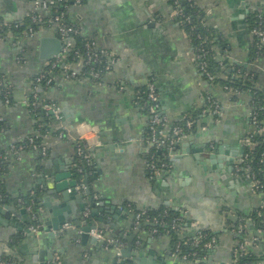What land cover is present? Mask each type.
I'll use <instances>...</instances> for the list:
<instances>
[{
	"label": "crops",
	"instance_id": "crops-1",
	"mask_svg": "<svg viewBox=\"0 0 264 264\" xmlns=\"http://www.w3.org/2000/svg\"><path fill=\"white\" fill-rule=\"evenodd\" d=\"M195 1L205 11L206 24L218 35L216 60L229 67L242 66L255 76L256 86L264 89V57L254 60L251 56L253 36L248 23L250 13L264 16V0ZM33 9V0H0V18L6 23L24 24ZM66 13L83 38L117 60L100 83L86 78L71 80L56 72L50 86H40L34 78L50 63L41 58L42 41L46 34L56 33L39 27L32 39L23 34L0 38V78L4 76L11 87L9 106L0 96V120L10 126L0 132V146L8 148L35 133L40 119L36 120L29 105L34 94L60 107L67 134L63 140L44 137L50 156L43 163L29 151L9 164L3 177L8 199L0 200V206L14 207L13 213L19 217L11 214L7 221L0 217L4 219L0 223V256L9 253L23 264H122L135 259H144L147 264H193L173 252L169 236H154L146 226L134 238L130 257L125 260L115 248H102L89 232L83 238L85 230L96 228L107 237L122 238L125 250V238L133 236L137 228L124 206L138 210L166 206L187 214L183 216L190 228L182 237L200 229L218 235L212 252L204 256V264H233V249L240 240L228 231V220L235 222L238 214L250 215L264 206V193L254 190L235 172L242 156L241 143L251 130L250 97L240 94L233 99L235 96L222 85L209 84L198 74L191 42L173 21L174 9L168 0H82ZM19 55L24 56L22 63L18 62ZM151 78L161 111L173 124L205 105L210 108L207 96L221 107L217 119L206 109V117L197 123L196 130L174 147L171 173L153 181L147 177L146 155L151 149L146 139L147 118L135 105L138 89ZM79 139L89 146L96 170L91 194L86 179L80 183L72 173ZM40 165L44 168L36 175ZM55 174H69L66 181L86 189L80 188L75 198L66 201L60 193L50 195L48 184ZM41 175L46 180L40 184ZM32 190H36L41 229L37 235L25 236L19 256L7 243L17 232L30 229L31 215L19 199ZM101 204L102 211L91 216L93 208ZM88 207L90 213L85 216ZM224 208L228 209L227 216ZM44 212L46 218L42 217ZM53 220H64L70 228L55 231L53 223L45 225ZM245 227L249 239L246 252L259 258L253 264H264V243L253 240L255 225L248 221Z\"/></svg>",
	"mask_w": 264,
	"mask_h": 264
},
{
	"label": "trees",
	"instance_id": "trees-1",
	"mask_svg": "<svg viewBox=\"0 0 264 264\" xmlns=\"http://www.w3.org/2000/svg\"><path fill=\"white\" fill-rule=\"evenodd\" d=\"M168 3L172 7V9L177 10L180 13L179 16L173 17V21L184 31V33L188 37L189 41L191 42L193 53L200 56L197 62H206L207 71L215 76V78L209 82L222 86L228 85L237 92L246 94L250 97L249 104L253 112L256 113L257 127L256 130L253 131V133H250L248 136H246V138L249 137L252 146L248 145L241 147V161L236 166L239 168V171L237 172V169H235V172L236 174L241 176L244 170L248 167L250 169L253 180H257L258 182L259 188L257 189V192L264 193V89L256 86L257 81L255 76L251 72L248 73L242 66L229 67L227 66L226 62L220 63L218 60H216V51L214 50V46L218 44V35L212 27L206 24L205 11L197 6L195 0H168ZM73 4L74 0H69V2L67 3H61L58 6V9L67 12V10L63 8V6L68 5L70 7ZM54 9L55 8L49 11L50 15L54 14ZM64 20L67 24L75 26L68 19L67 13ZM248 23L250 31L258 25L259 20L257 12L250 13L248 17ZM14 25L15 24L13 23L5 24L3 19L0 18V37L5 39L8 36H13L16 38L19 34H22L24 31L28 30L29 26L35 28L36 30L41 27L38 26V24L29 23V21L22 24L18 29H15ZM88 43L91 44L93 43V41L85 39L81 35L76 36L74 38L73 47L68 53L65 54V58L62 60V63L74 64L77 63L81 57H85L87 54L86 45ZM91 52L97 53L99 55L97 62L92 61L89 62L88 65H85L76 78H85L86 74L94 72L98 74V78H91V80L96 83H100L107 72V65L110 62L109 53L106 51L98 50L95 46H92ZM263 54L264 46L259 47L258 42L255 38H253L251 47L252 58L254 60L263 58ZM61 65L62 64H59L58 67L54 69V71L60 73L62 71ZM203 78L205 81L207 80L206 77ZM149 82L154 83V80L151 78L149 79ZM38 85L46 86L45 80H43ZM147 91V85L139 88L135 100V105L144 114L148 112L147 107L150 105V102L146 100ZM156 92L158 95V90H156ZM1 93L2 92H0V96L2 95ZM233 99H236V96ZM31 101L32 97H30L29 103ZM44 104H50V102L40 100L38 106H30V109L35 115L36 120H40L37 121L36 131L34 134L16 143L17 146H24L23 153L33 151L32 145L29 143L30 139H34V145L38 146H41V143L46 136L57 137L59 134H62V138L67 139L66 131L63 127L60 126L61 124L55 121L51 114L46 113L41 109L42 105ZM204 108L205 111H203ZM204 108L196 112L187 113L184 116L183 120L176 122L175 124L183 127L185 121L192 120L194 122V126L191 131L194 132L197 128V123L206 117V109L209 108V106L205 105ZM159 112L161 115L163 114L161 108H159ZM214 118L217 119L218 116H215ZM249 123H251V120H249ZM9 129L10 126L8 123H6L5 121H0V132ZM147 136L148 130H146V137ZM83 143L85 144L86 142L77 140L75 143L76 154L74 157L72 173L74 175V178L77 181H80V183H84V180L86 179L87 187L89 189L88 191L91 194V186L94 181V173L96 170L89 147L81 150V153L78 152V146H82ZM37 155L39 162L43 163V161L49 158L50 150H48L47 154L45 155H43L41 151ZM169 155L170 152L168 149L157 150L155 148H151L149 150L146 155V159L148 160L149 165H155L154 170L150 166L147 170V177L150 180H155L157 170L160 171L164 176H167L171 173L173 161ZM5 157H10V155L8 154V149L2 148L0 146V200L8 199L3 182V177L9 171V164L17 161L16 158H20V156L14 155V157H11L12 159L9 163L5 161ZM87 160L91 161L92 166L87 165ZM162 164H164L163 167H161ZM42 168H44L43 165L37 167L36 175L40 173ZM22 201L24 202L23 207L31 206L32 211H34L35 213L38 206V203L36 201L35 203H31V198H29V196H22ZM124 207L127 209V211L129 209H131L135 213L140 211L132 205H126ZM224 211L226 212L227 216L228 209L224 208ZM143 219L144 220L142 221V227L146 226V229L150 230L151 232L156 230L154 236H169L172 241L173 252L182 259L186 257V260L193 264H204V256L207 253L212 252L211 249L206 248V245L212 241H214L215 245L218 241V235L209 229H200L197 230L193 235L182 237L181 235H183V232L187 231V229L190 228V222L184 218L183 214H181L179 210H174L170 207L165 206L160 208L148 209L143 216ZM153 219H156L158 223L154 224L152 222ZM248 221H251L255 225L256 229L263 232L264 234V206L250 213V215L238 214L237 220L235 222H232V220H228L227 229L228 231L236 234L239 237L240 244L246 245V243L249 241L246 236L247 231L245 229V224ZM174 222H176V228H173ZM37 225L41 227L38 219L32 220L30 228ZM28 233L29 230H21L11 237V239L7 243V247L11 252H15L20 256L25 236H27ZM120 239L123 241L122 238ZM254 243H264V240L259 238L257 241H254ZM239 245L233 249V264H253L257 260H259L258 257L247 253L245 249L240 250ZM102 246V248L105 247L104 245ZM0 264H23V261L19 260L9 253H3L0 256ZM56 264H58V262H56Z\"/></svg>",
	"mask_w": 264,
	"mask_h": 264
},
{
	"label": "built area",
	"instance_id": "built-area-1",
	"mask_svg": "<svg viewBox=\"0 0 264 264\" xmlns=\"http://www.w3.org/2000/svg\"><path fill=\"white\" fill-rule=\"evenodd\" d=\"M81 1L82 0H74V4H80ZM67 2H69V0H33L34 9L29 14L27 21H29V23H31V24H38V26L51 29L52 31H54L56 33V35L60 38V40L63 43L61 53L58 56L54 57L50 61V63L47 66L48 68L46 67L45 70H42L34 78V83L36 85H38L43 80H45L46 86H50L53 83L54 75L56 73L54 71V69L57 68L59 64H62L61 65V69H62L61 73L66 78L71 79V80L77 79L76 77L78 76V74L84 68L85 65H88L89 62H92V61L97 62V60L99 58V55L97 53L91 52L92 46L93 47L95 46V44L93 42L91 44L88 43L86 45L87 54L85 57H81L77 63H74V64H63L62 63V60L65 58V54L68 53L74 45V38L76 36L81 35V31L78 27L69 25L64 20L66 12L58 9V6L61 3H67ZM53 8H55L53 11L54 14L50 15L49 11ZM63 8L65 10H67L69 8V6L64 5ZM179 15H180V13L177 10H174V16H179ZM257 16H258L259 23L254 29L251 30V35L258 42L259 47H261V46H264V20H263V15L260 12H257ZM4 23L9 24L6 22H4ZM20 26H21L20 24H15L14 28L18 29ZM36 33H37V30L35 28L29 26L28 30L24 31L22 34L24 36H26V38L32 39V38H34ZM10 34H11V32H10ZM16 43L18 44V41ZM98 50H100V49H98ZM101 51H104V50H101ZM263 56H264V54H263ZM109 57H110V62L107 65V72L110 71L112 64L117 60V58H115L114 56H111L110 54H109ZM199 57H200L199 55L194 54V63H195L197 72L202 77H206V79H207L206 81L209 84H212L209 81H212L215 78V76L213 74H211L209 71H207V63L206 62H200V61L197 62V60H199ZM23 61H24V56L19 55L18 62L22 63ZM85 78L90 79V80H91V78H98V74H96L94 72L88 73L85 75ZM147 86H148V91H147L146 100L150 102V105L147 107V111H148L147 113L148 114L147 113L145 114L146 118H147L148 136L146 137V139H147L148 145L151 148H155L157 150L168 149L170 152L169 156L172 158V153H173L174 147L177 146L180 142H182L185 138H187V136H189L190 134L193 133V131H191V130L194 126V122L192 120H187V121H185V123L182 127L178 124L177 125L173 124L168 119V117L164 116L163 114L161 115L159 112L160 106H159V97H158L157 92H156V90H157L156 85L152 82H148ZM0 88H1L0 92H2L1 97H2L3 103L6 106H9L11 103V87L8 84V82L6 81L4 76H2L0 78ZM223 88L231 96H239L241 94L228 85L223 86ZM206 99H207L206 101L210 105V113L214 117L219 116L221 114V107L219 106V104L211 96H207ZM39 101H40L39 97L36 94H34L32 96V101L29 103V105L32 107H36V106H38ZM41 109L44 112L51 114L53 116L54 120L57 121L58 123H60L61 124L60 126L63 127L62 126V114H61V109L59 106L50 103V104L42 105ZM249 120H251V123H250L251 130L248 131L247 136L250 133H253V131H255L256 127H257L256 126V124H257L256 113L253 112L252 108L250 111ZM0 121H2V120H0ZM57 137H59V139L63 140L62 134H59ZM79 140L83 141L82 139H79ZM16 143L11 144L7 148L8 154L10 155V157H5L6 162L10 163L11 159H12L11 157L12 156L14 157V155L20 156V158H21V155H22L23 150H24V146H17ZM29 143L32 145V150L36 154H39V152L41 151V153L43 155H45V154H47V151L49 150L43 144V141L41 143V146L34 145V139H30ZM248 145L252 146V143H250L249 137L248 138L245 137L244 141H242V143H241V147L242 146H248ZM88 147L89 146L86 143L85 144L83 143L82 146H78V152L81 153V150L88 148ZM39 149H40V151H39ZM18 158H16V160L20 159V158L19 159ZM87 165L88 166L92 165L90 160H87ZM149 166L153 170L155 169L154 164L149 165V163H148V168H149ZM163 166H164V164L161 165V167H163ZM236 169L238 172L239 168L236 167ZM160 175H162L161 172L157 170L156 176H160ZM240 177L243 180H245L246 182H248L249 185L254 190L257 191V189L259 188L258 182H257V180H253L252 175L250 173V169L248 167L244 170L243 174ZM80 188H82V190L86 189L85 186H79L77 188V191L80 190ZM29 198H31V203H35V201H36V190H32L30 192ZM19 203L23 206L24 202L22 201V198L19 199ZM99 204H100V202L98 200V197H95V205L98 206ZM23 208L28 213H30L32 220L37 219V216H38L37 212L35 211V213H34V211H32L31 206H25ZM146 211L147 210H140L139 212L135 213L131 209L128 210V212L131 214V216L133 218L134 228H138V226L142 224V221L144 220L143 216L145 215ZM89 213H90V208L88 207V208H86L85 216H88ZM183 215L187 216V214H183ZM147 222H149V221H147ZM152 222L154 224L158 223V221L156 219H153ZM176 226H177L176 222H174L173 228H176ZM63 227H64V228H62L63 230L70 228L69 225H64ZM40 228L41 227L38 225L31 227L29 229V233L37 235L40 232ZM152 233L153 234L156 233V230H154ZM89 234H90V236L95 238L97 241L101 242L102 245L105 246V248H115L117 250L118 256H120V252L125 246V242H123L120 238L107 237L102 231H100L96 228L90 230ZM259 238L264 240V234H263V232L257 230V235H256V237L253 238V240L257 241ZM245 246H246L245 244H240L239 249L244 250L246 248ZM206 248L213 249L214 248V241L209 242L206 245ZM55 256L58 257L57 254ZM183 260L185 261L186 257H184Z\"/></svg>",
	"mask_w": 264,
	"mask_h": 264
},
{
	"label": "water",
	"instance_id": "water-1",
	"mask_svg": "<svg viewBox=\"0 0 264 264\" xmlns=\"http://www.w3.org/2000/svg\"><path fill=\"white\" fill-rule=\"evenodd\" d=\"M53 41V42H52ZM62 46L63 43L60 40V38L58 36H55L54 33L50 32L48 34L45 35V38L42 41V54H41V58L43 60H48L51 61L54 57L58 56L61 51H62ZM100 172V170L98 171ZM45 177V176H44ZM70 175L66 174V175H54L52 176L53 182L48 184V187L52 190V192H49L50 195H54L55 193H60L63 200H69L71 198H75L77 196V187H76V182L74 181H66L67 178H69ZM96 177V176H95ZM44 180L42 178V175L39 176V181L38 183H44ZM55 196V195H54ZM37 200V199H36ZM52 199H48V201H50ZM40 201V200H39ZM2 202V201H0ZM37 202V201H36ZM3 203H5V201H3ZM44 207H48L47 204H44ZM39 206V205H38ZM104 206V204H101L100 207H96L93 208V210L91 211V216H95L97 214L98 211H102V207ZM22 207H19V209H21ZM14 207H3L0 206V217L5 218V220H10L11 218V214H13L14 216L19 217L18 214L13 213L14 212ZM24 209V208H23ZM24 210L21 211V213H23ZM47 212H44L42 214V217L46 218ZM4 219H0V223L3 222ZM53 223V224H52ZM52 224V227H54L55 231H58V229L61 227H63L65 225V221L62 220L61 223H57L56 220H53L52 222H45V225L50 227V225ZM142 224L138 226L137 230L135 231L133 236H130L128 238H125L126 241L128 242L127 244V248L125 250H122L120 252V256L121 258H123L124 260L126 258H129L130 254H128V252L131 253V249L133 248V242H134V238L139 234V230L141 229ZM90 231V228L84 231L83 234V238L88 237V232ZM132 255V254H131ZM136 256V254H133L132 256ZM136 258V257H135ZM50 259H52V257H50ZM122 264H147L144 259H135L133 260H127V262L123 261Z\"/></svg>",
	"mask_w": 264,
	"mask_h": 264
}]
</instances>
